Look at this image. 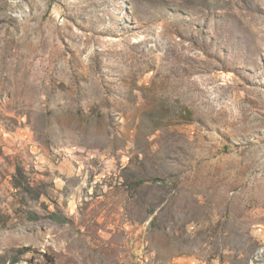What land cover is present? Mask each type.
Here are the masks:
<instances>
[{
  "label": "rangeland",
  "instance_id": "rangeland-1",
  "mask_svg": "<svg viewBox=\"0 0 264 264\" xmlns=\"http://www.w3.org/2000/svg\"><path fill=\"white\" fill-rule=\"evenodd\" d=\"M264 264V0H0V264Z\"/></svg>",
  "mask_w": 264,
  "mask_h": 264
},
{
  "label": "crops",
  "instance_id": "crops-1",
  "mask_svg": "<svg viewBox=\"0 0 264 264\" xmlns=\"http://www.w3.org/2000/svg\"><path fill=\"white\" fill-rule=\"evenodd\" d=\"M167 263H171V264H203L201 262H199L198 260L194 259H168L166 260Z\"/></svg>",
  "mask_w": 264,
  "mask_h": 264
}]
</instances>
